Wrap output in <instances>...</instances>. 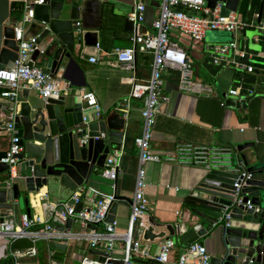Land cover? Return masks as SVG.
Segmentation results:
<instances>
[{"label":"crops","instance_id":"1","mask_svg":"<svg viewBox=\"0 0 264 264\" xmlns=\"http://www.w3.org/2000/svg\"><path fill=\"white\" fill-rule=\"evenodd\" d=\"M76 1L78 9L74 14L82 27V32H91L96 35V46L81 45L73 54V63L63 75L60 71L54 78L64 88L62 95L72 96L75 102L83 105L80 94L82 91L93 92L101 107L99 120L107 119L116 111H123L127 120L126 136L121 144V150L117 152L118 172L114 182L102 177L101 169L91 176L86 188L92 187L103 194L113 193L116 198L127 200L128 203H120L116 208L115 222L116 233L123 234L127 229L129 206L132 199L135 175L138 170V150L134 146V138L138 136L142 128L141 108L142 100L130 99L128 105H123L128 98L131 89V78L137 82L145 81L150 76L151 55L136 53L135 68L133 71L112 68L102 63L110 57L105 53L111 52L115 48H125L129 46V39L134 30L129 32L124 29V20L134 11L136 3L152 9L153 19L159 13V6L151 5L153 2L161 0H66L65 3ZM260 0H253V7L246 15L244 29L239 30L236 38L240 47L262 56L264 54V33L255 28L259 22L264 23V11L260 21H257L259 14ZM76 9V8H74ZM10 19L18 24L22 17V5L19 0H9ZM264 10V7H263ZM34 20L31 24H25V36H38V32L33 29ZM251 25V26H250ZM256 29V33L247 37L245 29ZM140 33H152L153 30L145 23L139 30ZM224 39L231 41L232 35L224 31H208L200 42H192L187 37L179 35L175 30L170 32V39L177 43L186 53V56L193 68V89L191 92H182L178 89V73L172 69L164 70L162 74V104L160 113L156 116L151 140V149L159 154L174 153L176 147L181 143H190L193 146H204L207 148L233 147L244 142L254 140H264V58L259 57L255 61L254 73L247 76L237 74L229 67H216L210 60L209 48L214 44L226 43L212 40ZM90 57H95L97 62H89ZM43 68L40 62L36 63ZM238 79H244L247 85L256 86V96L246 100L238 99L227 95L234 83ZM2 89H0L1 91ZM26 95V96H25ZM40 99L36 93L23 90L18 98L15 107L16 114L20 111V106L26 103L29 98ZM217 99L224 103L222 107V117L219 126L210 121L215 119V111L210 101ZM7 107L5 100H0V106ZM85 115L93 120L89 110H81ZM5 110L0 109V120L4 123L5 118L1 115ZM8 147V137L0 130V153L5 152ZM116 152V151H115ZM110 151L109 154H113ZM234 156V155H233ZM238 157V156H236ZM238 159V158H237ZM239 160V159H238ZM240 167L239 166L237 168ZM146 186L144 189L148 204V221L152 224L153 234L162 236L154 240L141 242V248L146 250L149 256L158 252L159 244L163 239L170 238L175 245L171 253V262L175 263L179 255L186 249L189 243L198 241L202 243L210 256L214 254L218 237L198 238L186 223L188 218V206L186 198L191 194L192 189L198 184L205 169L197 160L192 158L187 162L180 163H147L144 166ZM7 178V172L0 173V181ZM48 192L49 202L54 204H68L73 191L60 189L59 197L52 199L46 187L40 188L37 197L44 196ZM94 199L91 193L81 197V207H91V200ZM38 200V199H37ZM123 202V201H122ZM77 206V205H76ZM76 208V207H75ZM10 212V210H9ZM14 215V222L19 223L20 216L26 214L25 208L20 207L11 211ZM31 216L40 218L43 221L42 210L35 204V209L31 210ZM43 225H35L31 230L40 231ZM104 231L102 224L98 226H88L81 228L72 222L71 233L76 232H97ZM57 240H44L42 238L17 240L1 239L0 246L6 244L8 253L13 256L15 252H21L29 248L35 249L34 256L17 258L13 256V264L17 262L23 264H51L52 260L57 264H79L84 256L99 258L97 254L102 253L104 246L100 243L95 249L89 248L88 240L67 241L64 251L51 250L49 243ZM123 251V242L118 240L113 249L112 257L120 259ZM8 255V256H9ZM61 257L60 261L54 256ZM5 259H2L3 262ZM154 262L149 258L136 256L133 258L134 264L141 262Z\"/></svg>","mask_w":264,"mask_h":264},{"label":"water","instance_id":"2","mask_svg":"<svg viewBox=\"0 0 264 264\" xmlns=\"http://www.w3.org/2000/svg\"><path fill=\"white\" fill-rule=\"evenodd\" d=\"M65 1L44 0L42 5L34 7L35 24L32 28L39 33L36 40L39 48L33 53L32 62H40L53 79L60 71L63 75L67 72L78 47L97 45L96 35L83 33L82 27L77 25L74 14L78 9L76 1ZM240 2L206 0L210 8L220 4L221 16L236 14ZM150 3L159 6V2ZM263 7L264 0H261L258 22ZM153 15V10L145 5L144 23L149 28ZM15 24L10 19L9 0H0V70L10 69L17 59ZM124 29L133 31V22L128 18L124 20ZM0 109L7 111L4 105ZM81 119V105L72 96L61 95L56 99L30 97L21 104L13 122L23 152L18 156L16 178L0 181V217H5L9 210L24 207L30 218L31 210L35 209L31 196H37L40 188L44 186L52 191V199L59 197L60 189L74 192L89 183L91 176L103 167L110 151L121 150L127 126L123 111H116L107 119L90 122L83 132L78 131L82 126ZM84 134H87L88 140L81 143L80 138ZM236 149L237 153L228 159L202 165L205 172L186 198L189 214L186 223L198 238L218 237L209 264H264V140L244 142L238 144ZM3 157L5 152L0 153V159ZM239 163L251 177L236 192L234 184L239 178L236 171ZM7 170L6 165L0 163V173ZM37 199L43 220L55 231L64 232L72 228V218L62 221L53 216L63 208L62 204L49 202L48 192ZM122 201L115 196L105 218L106 223L115 221L118 204L128 203L127 200ZM80 207L81 204H77L75 212ZM151 231L146 232L145 239L152 241L162 237ZM49 247L64 251L66 244L51 241ZM91 253L97 254L99 261L104 262L102 253ZM8 255V246L1 245L0 264H13L12 256ZM2 259L5 260L1 262ZM113 264L122 263L113 261Z\"/></svg>","mask_w":264,"mask_h":264},{"label":"built area","instance_id":"3","mask_svg":"<svg viewBox=\"0 0 264 264\" xmlns=\"http://www.w3.org/2000/svg\"><path fill=\"white\" fill-rule=\"evenodd\" d=\"M22 5V17L18 24L14 26V39L18 45L17 59L10 69L0 70V100H5L7 111L1 116L5 118L0 126L8 137V147L5 151V157L0 159V163L6 165L7 178L12 180L17 176V167L19 164L18 156L23 152L19 145V137L15 128L13 118L16 114L15 107L18 104V98L23 90H29L42 98L56 99L64 93V88L60 87L59 82L51 78L50 74L32 62L33 53L38 50L37 36H25V24H31L34 19V7L42 5L44 0H19ZM144 4L136 3L134 11L128 19L133 22V30L129 39V46L125 48H115L111 52L105 53L110 57L104 60L106 66L118 68L121 70H134L136 53L151 55L150 76L147 80L137 82L131 78V89L128 98L124 100L123 105L127 106L130 99L142 100L141 120L142 128L138 136L134 138V146L138 150V170L135 175L134 188L131 203L129 206V216L126 231L118 235L116 233V222L106 223L105 218L111 204L115 201V195L103 194L95 188L80 187L73 192L70 197V203L62 204V211L55 212L59 220L65 221L72 218V222L78 224L81 228H87L93 224H102L104 231L97 232H76L70 230L64 232L55 231L48 222L40 218L23 214L20 216L19 223L14 222V215L10 211L5 217H0V240H17L22 238L44 240H57L60 243H67L68 240H88L89 248L95 249L100 243L104 249L102 254L105 257L104 262L97 258L84 256L79 264H113V261H121L122 264H134L133 258L141 256L149 258L160 264H209L210 254L206 247L198 242L189 243L186 249L179 255L175 263L171 262V253L174 248V241L170 238L163 239L158 248V252L149 256L146 250L141 248V242L147 241L144 236L146 232L152 229V224L148 221V204L144 189L146 186L145 169L147 163H180L190 161L192 158L201 165H208L212 162H219L232 157L237 153L236 146L222 148H207L204 146H193L190 143L179 144L174 153L159 154L151 149V140L156 116L160 113L162 104V74L166 69L175 70L178 73V89L182 92H191L193 89V68L188 60L184 50L170 39V32L175 30L179 35L187 37L192 42H200L208 31H224L232 35V39L226 43L214 44L209 48L210 60L216 67H229L240 75H251L254 73L255 61L259 57L243 47H240L236 35L239 30L244 29L243 22L237 19L235 13L228 16H221L220 4L214 8L207 6L206 0H161L159 4V13L152 21V33H140V28L144 25ZM197 14V15H196ZM79 25V23H77ZM251 26V25H250ZM261 33H264V23L259 22L255 25ZM89 62L95 64L97 59L90 57ZM65 94V93H64ZM227 95L238 99L246 100L256 96V86L247 85L244 79H238L233 87L228 90ZM83 103L81 110H89L93 120H99L101 116V107L93 92L82 91L80 94ZM224 106V103H220ZM82 126L79 132H83L90 123V117L82 114ZM87 134L80 138L81 143H86ZM119 154L114 152L108 154L101 168L102 177L114 182L117 177L118 166L117 158ZM239 178L234 184L238 192L244 182L251 177L242 165L238 168ZM91 193V207H82L75 212V207L81 201V197ZM82 195V196H80ZM250 207V202H247ZM41 224L43 229L32 231L31 229ZM153 234V230L151 231ZM118 240L123 242V251L120 259L112 257L113 249ZM35 249L29 248L21 252H15L17 258L34 256ZM12 256V258H13ZM14 256V257H15ZM16 264H23L17 262ZM51 264H57L52 260ZM251 264V262H249Z\"/></svg>","mask_w":264,"mask_h":264},{"label":"trees","instance_id":"4","mask_svg":"<svg viewBox=\"0 0 264 264\" xmlns=\"http://www.w3.org/2000/svg\"><path fill=\"white\" fill-rule=\"evenodd\" d=\"M260 6H261V0H260V4H259V10H260ZM242 7L244 8V15H243V19H244V17L250 13V11L253 7V0L251 1V4H249V0H243ZM248 7H250V9ZM210 102L213 106V110L215 111V119L217 120V121H214L212 119L210 122L216 126H219L220 120L222 117V107L220 108V106H221L220 101L217 99H212V101H210ZM54 259H56L57 261H60L61 257L58 255H55ZM141 263L142 264H156L154 262H144V261H142Z\"/></svg>","mask_w":264,"mask_h":264},{"label":"rangeland","instance_id":"5","mask_svg":"<svg viewBox=\"0 0 264 264\" xmlns=\"http://www.w3.org/2000/svg\"><path fill=\"white\" fill-rule=\"evenodd\" d=\"M242 4H243V0H241L240 4H239V7H238V10H237V13H236V16H237V19L241 22L243 21H246L247 17L245 16L244 19H243V15H244V8L242 7ZM197 15V14H196ZM264 16V15H263ZM245 23V22H244ZM256 29H253V28H248V29H245L244 30V33H246L247 37H251L253 36L255 33H256ZM241 33V31H239ZM238 32V33H239ZM258 32V31H257ZM239 33V34H240ZM225 37H222V39H216V40H212V43H215V42H227L226 39H224Z\"/></svg>","mask_w":264,"mask_h":264},{"label":"bare ground","instance_id":"6","mask_svg":"<svg viewBox=\"0 0 264 264\" xmlns=\"http://www.w3.org/2000/svg\"><path fill=\"white\" fill-rule=\"evenodd\" d=\"M31 198H32V200H33V203H34V205L36 204V202H37V196H34V195H32L31 196Z\"/></svg>","mask_w":264,"mask_h":264}]
</instances>
